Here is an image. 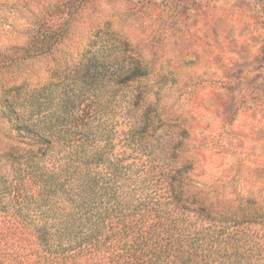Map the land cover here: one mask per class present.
<instances>
[{
    "label": "rangeland",
    "instance_id": "374dc122",
    "mask_svg": "<svg viewBox=\"0 0 264 264\" xmlns=\"http://www.w3.org/2000/svg\"><path fill=\"white\" fill-rule=\"evenodd\" d=\"M5 57L15 62L0 84L25 81L29 90L50 82L70 93L86 63L115 76L135 69L139 78L115 86L116 130L139 95L135 111L174 133L203 199L264 212V0H0ZM113 89L106 82L101 93ZM14 135L0 119L4 202ZM239 230L243 248L233 260L264 264V223Z\"/></svg>",
    "mask_w": 264,
    "mask_h": 264
},
{
    "label": "trees",
    "instance_id": "16d2710c",
    "mask_svg": "<svg viewBox=\"0 0 264 264\" xmlns=\"http://www.w3.org/2000/svg\"><path fill=\"white\" fill-rule=\"evenodd\" d=\"M14 62L0 61V77ZM101 72L81 66L70 93L60 83L0 84V119L16 140L9 200L0 198V264H263L233 259L239 228L264 223V212L203 199L174 133L135 111L139 95L116 130L115 86L141 75Z\"/></svg>",
    "mask_w": 264,
    "mask_h": 264
}]
</instances>
